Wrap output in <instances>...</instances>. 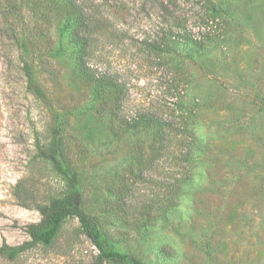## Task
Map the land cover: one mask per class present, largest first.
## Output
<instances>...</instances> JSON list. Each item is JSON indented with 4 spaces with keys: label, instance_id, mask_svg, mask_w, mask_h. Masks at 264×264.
Instances as JSON below:
<instances>
[{
    "label": "rangeland",
    "instance_id": "obj_1",
    "mask_svg": "<svg viewBox=\"0 0 264 264\" xmlns=\"http://www.w3.org/2000/svg\"><path fill=\"white\" fill-rule=\"evenodd\" d=\"M84 2L101 27L87 66L119 96H95L58 0H0V247L28 241L38 205L65 186L40 153L60 120L86 208L143 262L264 264V0ZM164 33L178 43L151 54ZM96 253L70 218L51 246L0 264Z\"/></svg>",
    "mask_w": 264,
    "mask_h": 264
},
{
    "label": "trees",
    "instance_id": "obj_2",
    "mask_svg": "<svg viewBox=\"0 0 264 264\" xmlns=\"http://www.w3.org/2000/svg\"><path fill=\"white\" fill-rule=\"evenodd\" d=\"M57 12L63 18V34L70 39L76 53L79 55L80 65L97 81L95 96L100 93L119 96L122 92L117 82L98 76L87 66V60L91 55V39L94 34L101 32L92 19V12L88 10V5L84 0H58ZM210 10L218 15L222 13L218 6L211 5ZM215 15L213 18H216ZM171 33H164L158 41L150 42L147 45L148 51L160 56L164 52H171L173 46L178 42L172 37ZM187 43L199 47V40L191 38ZM97 74V75H96ZM135 122L151 126L160 132L164 125L160 124L155 118L139 116ZM163 131V130H162ZM62 121L57 122L55 137L48 147L40 153L53 166L65 183L59 195L51 197L47 202L38 205L41 220L37 223L29 224L26 229L29 240L18 246H11L4 242L0 247V256L9 261H16L22 254L33 250L39 245L51 246L58 239L63 225L70 218L79 221L82 233L91 241L97 253L91 264H148L136 257L130 250L124 247L119 241L111 238L102 228L98 219L86 208L84 198V187L80 173L71 165L66 156L64 144L62 142ZM124 202V201H123ZM176 207V205H175ZM144 213L146 217H151L152 211L149 206ZM167 214V213H166Z\"/></svg>",
    "mask_w": 264,
    "mask_h": 264
},
{
    "label": "built area",
    "instance_id": "obj_3",
    "mask_svg": "<svg viewBox=\"0 0 264 264\" xmlns=\"http://www.w3.org/2000/svg\"><path fill=\"white\" fill-rule=\"evenodd\" d=\"M95 248V247H94ZM95 250H96V248H95ZM96 252H97V250H96Z\"/></svg>",
    "mask_w": 264,
    "mask_h": 264
}]
</instances>
